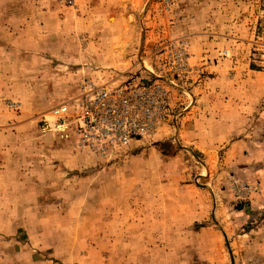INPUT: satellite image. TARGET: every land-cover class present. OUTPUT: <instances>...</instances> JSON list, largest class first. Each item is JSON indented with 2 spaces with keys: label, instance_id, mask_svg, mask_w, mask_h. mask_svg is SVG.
Here are the masks:
<instances>
[{
  "label": "rangeland",
  "instance_id": "rangeland-1",
  "mask_svg": "<svg viewBox=\"0 0 264 264\" xmlns=\"http://www.w3.org/2000/svg\"><path fill=\"white\" fill-rule=\"evenodd\" d=\"M86 82L167 117L89 155L42 128ZM0 264H264V0H0Z\"/></svg>",
  "mask_w": 264,
  "mask_h": 264
},
{
  "label": "built area",
  "instance_id": "built-area-1",
  "mask_svg": "<svg viewBox=\"0 0 264 264\" xmlns=\"http://www.w3.org/2000/svg\"><path fill=\"white\" fill-rule=\"evenodd\" d=\"M168 89L159 82L120 85L86 82L73 98L51 107L43 130L78 149L108 158L137 139L149 138L167 117Z\"/></svg>",
  "mask_w": 264,
  "mask_h": 264
},
{
  "label": "crops",
  "instance_id": "crops-1",
  "mask_svg": "<svg viewBox=\"0 0 264 264\" xmlns=\"http://www.w3.org/2000/svg\"><path fill=\"white\" fill-rule=\"evenodd\" d=\"M219 91V92H218ZM216 90L215 88H214V90H212V89H209L208 90V93H209V95H212L214 98H216L217 97V95L218 94H220V90ZM201 92V91H200ZM225 92V91H224ZM203 93H204V91H203ZM205 93H207V92H205ZM205 94H203V95H201L200 97H203ZM199 97V96H198ZM241 102V101H240ZM242 103V102H241ZM243 116H241V118H242Z\"/></svg>",
  "mask_w": 264,
  "mask_h": 264
},
{
  "label": "bare ground",
  "instance_id": "bare-ground-1",
  "mask_svg": "<svg viewBox=\"0 0 264 264\" xmlns=\"http://www.w3.org/2000/svg\"><path fill=\"white\" fill-rule=\"evenodd\" d=\"M94 83V82H93ZM96 84V83H95ZM107 85H111V84H107Z\"/></svg>",
  "mask_w": 264,
  "mask_h": 264
}]
</instances>
